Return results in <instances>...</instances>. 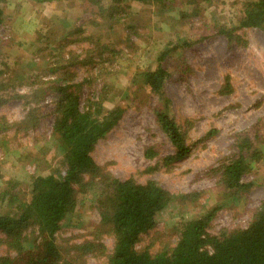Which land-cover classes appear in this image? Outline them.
Listing matches in <instances>:
<instances>
[{
    "label": "rangeland",
    "instance_id": "rangeland-1",
    "mask_svg": "<svg viewBox=\"0 0 264 264\" xmlns=\"http://www.w3.org/2000/svg\"><path fill=\"white\" fill-rule=\"evenodd\" d=\"M166 1L171 10L161 15H156L157 8L125 2L115 22L81 0H5L0 5L4 21L0 65L6 85L0 92L3 174L20 183L23 195L32 175L44 174L56 163L52 125L58 96L51 91L52 82L61 78H69L68 85L81 82L70 89L81 110L87 97L96 98L106 88L112 102L105 107L118 104L124 114L94 148L93 161L120 181H154L173 197L157 216L155 228L137 245L138 250L148 246L151 253L159 247L156 235H163L162 241L169 237L168 243L174 245L182 222L215 207L220 210L211 223L213 231L242 227L250 217L248 211L264 200V159L244 177L250 187L236 201L223 194L210 173L233 153L235 135L252 132L258 124L264 143V33L238 31L239 44L208 36L160 61V53L176 46L177 40L197 38L191 27H197L198 18L182 24L176 10L186 0ZM182 6L190 14L192 8ZM237 10L233 0H212L200 15L231 26ZM157 66L171 75L166 84L171 115L188 149L183 159L169 163L165 159L174 155V149L156 124L157 101L140 78ZM77 197L76 213L61 223L56 234L67 260L77 259L78 254L72 257L71 252L69 257L66 250L90 240L98 223L90 195ZM100 239L108 249L112 246L111 238ZM82 261L103 264L102 258L92 255Z\"/></svg>",
    "mask_w": 264,
    "mask_h": 264
},
{
    "label": "trees",
    "instance_id": "trees-1",
    "mask_svg": "<svg viewBox=\"0 0 264 264\" xmlns=\"http://www.w3.org/2000/svg\"><path fill=\"white\" fill-rule=\"evenodd\" d=\"M81 1L96 7L114 22L119 7L125 2L157 8L156 15L171 10V3L166 0ZM102 2L108 4L106 9ZM4 3L5 0H0V5ZM184 4L192 8L190 14L183 10ZM184 4L176 8L179 20L185 24L193 17L198 18L197 27H191L196 30L197 38L177 40L176 46L160 53V61L208 36H220L228 44H239L238 31L258 29L264 33V0H233L238 7V18L231 26L200 15V9L211 7L212 0H186ZM3 23V9L0 8V31ZM87 40H91L90 37ZM3 75L0 65V92L6 86ZM170 77L161 66L140 74L143 88L158 104L156 124L174 149V155L165 159L167 163L183 159L188 152L185 137L171 115L166 92ZM68 79L52 82L51 91L58 96L52 125L54 151L58 154L56 163L48 172L32 175L28 191L23 195L19 192L20 183L6 177L0 166V264H82L87 255L102 258L103 264H264V200L248 211L250 217L242 227L213 231L211 223L220 210L215 207L182 222L177 228L174 245L168 243L169 237L162 241L164 236L156 235L154 241L159 247L155 253H151L148 246L138 250L142 236L155 228L157 216L169 206L173 197L154 181L143 184L132 179L120 181L96 165L91 153L119 123L124 109L118 104L105 107L112 101L107 97L109 91L103 87L96 98L93 94L85 99V107L81 110L76 93L70 89L82 83L68 85ZM257 126L252 132L235 135L231 156L210 171L229 200L236 201L248 191L250 186L243 179L264 159V143ZM94 190L95 193H90ZM88 195L97 212L98 223L91 229L90 240L66 250L69 257L71 252L72 257L78 254L77 259L67 260L56 242V234L61 223L76 213L80 204L77 196L85 198ZM103 236L112 239L109 249L100 239Z\"/></svg>",
    "mask_w": 264,
    "mask_h": 264
}]
</instances>
